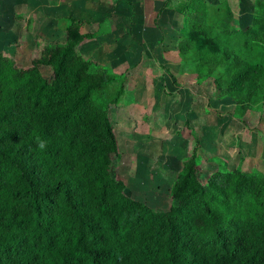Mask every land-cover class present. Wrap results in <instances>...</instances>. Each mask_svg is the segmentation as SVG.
<instances>
[{
    "label": "rangeland",
    "instance_id": "374dc122",
    "mask_svg": "<svg viewBox=\"0 0 264 264\" xmlns=\"http://www.w3.org/2000/svg\"><path fill=\"white\" fill-rule=\"evenodd\" d=\"M29 1L0 0V107L7 90L20 114L31 104V87L70 88L85 99L81 124L92 131L82 136L97 139L99 116L108 120L119 154L110 175L124 183L129 198L181 223L182 203L195 202L194 177L205 197L194 198L191 216L213 228L225 218L264 221V0H217L218 13H160L153 31L158 44L141 47L122 38L123 31L121 45L107 35L94 43L92 33L77 40L82 31L67 24L39 29V15L24 12ZM248 75L256 77L250 79L260 94L252 93ZM71 119L56 128L69 127ZM19 131L9 140L17 154L0 156L7 202L25 200L18 174L36 177ZM191 131L199 137L196 154ZM50 197L57 201L53 192Z\"/></svg>",
    "mask_w": 264,
    "mask_h": 264
},
{
    "label": "trees",
    "instance_id": "16d2710c",
    "mask_svg": "<svg viewBox=\"0 0 264 264\" xmlns=\"http://www.w3.org/2000/svg\"><path fill=\"white\" fill-rule=\"evenodd\" d=\"M206 9L194 7L193 14L207 13ZM77 34V40L91 37ZM63 66L64 57H58L56 78ZM252 75L246 77L247 84L258 95ZM236 88H242L241 81H236ZM28 90L31 104L20 114L12 107L9 90L0 107V120L7 119L0 124V156L8 159L17 154L9 140L20 129L27 156L36 166L35 178L16 176L24 191L23 202L6 201L10 198L6 175L0 172V264H264V221L253 224L225 218L213 228L199 216H191L194 198L205 197L194 177L190 193L195 202L182 203L181 223L169 212H153L129 198L124 183L111 177L119 154L105 117L100 115L97 121L99 137L88 140L81 135L92 131L81 124L82 96L70 88ZM68 115L69 127L57 129V122ZM191 132L196 154L199 137Z\"/></svg>",
    "mask_w": 264,
    "mask_h": 264
},
{
    "label": "crops",
    "instance_id": "0c3cea01",
    "mask_svg": "<svg viewBox=\"0 0 264 264\" xmlns=\"http://www.w3.org/2000/svg\"><path fill=\"white\" fill-rule=\"evenodd\" d=\"M180 1V4L179 2ZM202 0H32L28 2L29 10L24 12L37 14L39 29L48 23L54 29L63 30L64 24L81 34L92 33L93 42L107 35L110 41L124 45L122 38L132 40L134 46L157 45L153 31L157 30V15L174 13L182 8L181 13H194L192 9L207 8V12H216L219 1L208 0L205 5ZM178 2V3H177ZM186 8V9H185ZM211 8V9H210ZM41 15H49L44 18ZM41 17V18H40ZM66 26V27H67ZM119 31L126 32L122 38ZM132 34V37H131ZM149 34V35H148ZM107 37V38H108ZM119 39V41H118ZM129 42V41H128ZM88 44L83 42V45Z\"/></svg>",
    "mask_w": 264,
    "mask_h": 264
},
{
    "label": "clouds",
    "instance_id": "9594fccd",
    "mask_svg": "<svg viewBox=\"0 0 264 264\" xmlns=\"http://www.w3.org/2000/svg\"><path fill=\"white\" fill-rule=\"evenodd\" d=\"M41 147H43V145H41Z\"/></svg>",
    "mask_w": 264,
    "mask_h": 264
}]
</instances>
